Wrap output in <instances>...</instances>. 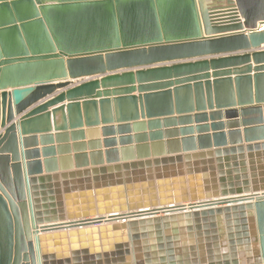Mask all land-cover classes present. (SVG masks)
<instances>
[{
    "label": "water",
    "instance_id": "obj_1",
    "mask_svg": "<svg viewBox=\"0 0 264 264\" xmlns=\"http://www.w3.org/2000/svg\"><path fill=\"white\" fill-rule=\"evenodd\" d=\"M261 46L264 0H0V264H264Z\"/></svg>",
    "mask_w": 264,
    "mask_h": 264
},
{
    "label": "crops",
    "instance_id": "obj_2",
    "mask_svg": "<svg viewBox=\"0 0 264 264\" xmlns=\"http://www.w3.org/2000/svg\"><path fill=\"white\" fill-rule=\"evenodd\" d=\"M260 50H264V46H261L259 49H258V51H260ZM76 82H78V81H75L74 83H76ZM62 90H59V91H57V92H55V94H53L51 97H48L47 99H44L43 101H41V102H39L38 104H40V103H44L45 101H47V100H49V99H52V97H54L55 95H57L58 93H60ZM37 104V105H38ZM33 107H35V106H33ZM31 109V108H30ZM18 118H15V120H17ZM227 143H229V139L227 138Z\"/></svg>",
    "mask_w": 264,
    "mask_h": 264
}]
</instances>
